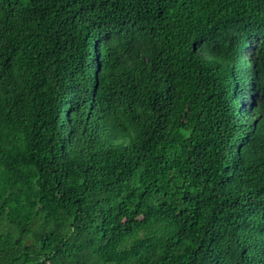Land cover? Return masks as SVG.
I'll return each instance as SVG.
<instances>
[{
  "label": "trees",
  "instance_id": "trees-1",
  "mask_svg": "<svg viewBox=\"0 0 264 264\" xmlns=\"http://www.w3.org/2000/svg\"><path fill=\"white\" fill-rule=\"evenodd\" d=\"M0 264H264V0H0Z\"/></svg>",
  "mask_w": 264,
  "mask_h": 264
}]
</instances>
